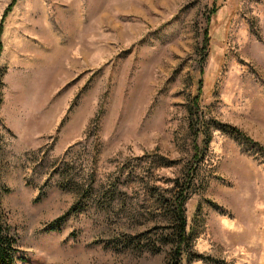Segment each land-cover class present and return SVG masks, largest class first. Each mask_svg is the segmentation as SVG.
I'll return each instance as SVG.
<instances>
[{
	"label": "rangeland",
	"instance_id": "1",
	"mask_svg": "<svg viewBox=\"0 0 264 264\" xmlns=\"http://www.w3.org/2000/svg\"><path fill=\"white\" fill-rule=\"evenodd\" d=\"M0 28L18 264H169L181 186L180 264H264V0H0Z\"/></svg>",
	"mask_w": 264,
	"mask_h": 264
},
{
	"label": "trees",
	"instance_id": "2",
	"mask_svg": "<svg viewBox=\"0 0 264 264\" xmlns=\"http://www.w3.org/2000/svg\"><path fill=\"white\" fill-rule=\"evenodd\" d=\"M195 106L198 107V103ZM190 111V114L193 116L194 110L191 108ZM227 127L231 129L232 132L242 135V132L238 128L229 125ZM183 190L184 187L181 186L180 192L178 193V196L176 197V200H174L172 206L173 225L171 228L172 239L170 240V242H172L174 250L169 264H180L182 256L188 250L187 247L189 246V235L187 234L186 230L187 219L184 211V202L186 195ZM63 220L64 216L59 218L57 226H52L51 229H58ZM17 242L18 240L15 235L9 232V228L3 225L0 218V264H18L19 261L24 260V258L20 255V250L18 248Z\"/></svg>",
	"mask_w": 264,
	"mask_h": 264
}]
</instances>
